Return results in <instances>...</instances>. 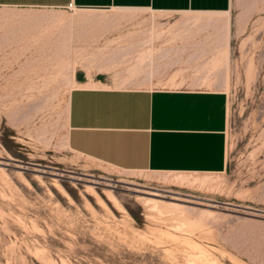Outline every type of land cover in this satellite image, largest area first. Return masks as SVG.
Segmentation results:
<instances>
[{
  "label": "rangeland",
  "instance_id": "1",
  "mask_svg": "<svg viewBox=\"0 0 264 264\" xmlns=\"http://www.w3.org/2000/svg\"><path fill=\"white\" fill-rule=\"evenodd\" d=\"M230 2L252 16L189 83L225 94L214 173L123 170L65 145L73 77L143 84L169 13L0 6V264H264V0Z\"/></svg>",
  "mask_w": 264,
  "mask_h": 264
},
{
  "label": "crops",
  "instance_id": "2",
  "mask_svg": "<svg viewBox=\"0 0 264 264\" xmlns=\"http://www.w3.org/2000/svg\"><path fill=\"white\" fill-rule=\"evenodd\" d=\"M68 3L77 9L167 12L162 22L170 26L174 39L138 71L141 85L108 86L77 73L67 93L66 147L123 170L222 171L225 94L189 83L208 74L209 65L201 74L196 71L197 57L212 56V64L217 51L224 50L228 57L232 38L252 13L234 12L230 0H0V6L45 8ZM224 70L210 72L224 77Z\"/></svg>",
  "mask_w": 264,
  "mask_h": 264
},
{
  "label": "bare ground",
  "instance_id": "3",
  "mask_svg": "<svg viewBox=\"0 0 264 264\" xmlns=\"http://www.w3.org/2000/svg\"><path fill=\"white\" fill-rule=\"evenodd\" d=\"M75 8V7H74ZM75 9H77V8H75ZM143 9H145V8H117V7H110V8H104V9H87V8H84V9H77V10H80V11H111V10H116V11H139V10H143ZM147 10H149V12L151 11V12H153L152 10H150V9H147ZM225 15H226V13H225ZM226 56V55H225ZM228 56V55H227ZM227 58L225 57V60H226ZM212 60V59H211ZM208 62V61H207ZM210 63V62H209ZM214 63V62H213ZM227 62H225V64H226ZM224 65V64H223ZM225 67L227 66V65H224ZM225 69V68H224ZM162 178H165V177H162ZM166 179V178H165ZM164 179V180H165ZM175 180V179H174ZM176 180H177V178H176ZM174 182V181H173ZM119 208H123V207H121L120 205H119Z\"/></svg>",
  "mask_w": 264,
  "mask_h": 264
},
{
  "label": "built area",
  "instance_id": "4",
  "mask_svg": "<svg viewBox=\"0 0 264 264\" xmlns=\"http://www.w3.org/2000/svg\"><path fill=\"white\" fill-rule=\"evenodd\" d=\"M64 8L70 10V9L74 8V6H72L70 3H68Z\"/></svg>",
  "mask_w": 264,
  "mask_h": 264
}]
</instances>
